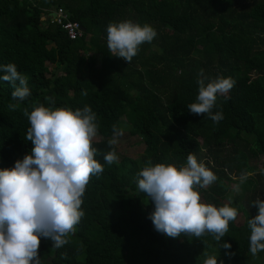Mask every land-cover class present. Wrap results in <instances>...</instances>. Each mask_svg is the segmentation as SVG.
<instances>
[{
	"label": "trees",
	"instance_id": "16d2710c",
	"mask_svg": "<svg viewBox=\"0 0 264 264\" xmlns=\"http://www.w3.org/2000/svg\"><path fill=\"white\" fill-rule=\"evenodd\" d=\"M57 8L79 24L80 38L70 41L58 26H41L43 11ZM124 20L157 32L130 63L107 47L108 24ZM9 63L26 77L31 96L13 100L14 87L0 80V170L31 154L25 108L88 105L99 126L92 147L104 170L86 186L85 215L69 243L57 249L40 238L42 264H203L213 256L217 264H264V251L240 257L250 245L248 220L258 214L253 202L264 200V164L252 165L264 158V0H0V65ZM201 69L235 81L234 95L217 96L212 112L223 113L219 122L187 108L196 102ZM113 125L144 147L138 160L120 156L115 171L104 160L116 153L108 144ZM189 153L202 156L217 176L209 195L221 198L229 183L238 186L227 204L243 222L230 221L220 241L157 232L149 218L154 204L138 189L137 173L149 160L181 167Z\"/></svg>",
	"mask_w": 264,
	"mask_h": 264
},
{
	"label": "clouds",
	"instance_id": "9594fccd",
	"mask_svg": "<svg viewBox=\"0 0 264 264\" xmlns=\"http://www.w3.org/2000/svg\"><path fill=\"white\" fill-rule=\"evenodd\" d=\"M157 32L149 24L132 20L109 23L107 47L111 55L130 63L139 46L152 42ZM0 80L9 82L14 90L13 100L25 101L31 96L28 81L14 63L0 65ZM18 82V84H17ZM196 102L188 110L196 115L207 114L214 122L223 119L222 112L213 114L217 96L227 94L235 81L230 77L210 78L201 69ZM87 95L86 92L83 93ZM50 99V98H49ZM54 103V101H53ZM15 110L16 104H9ZM30 127L25 139L31 141V154L17 160L11 169L0 170V264H42L39 256L41 237L50 239L54 248L69 243L68 237L85 215L81 208L83 195L91 177L103 172L94 156L97 150L92 141L98 134L96 113L90 106L50 108L43 104L29 112L24 109ZM109 146L118 143L123 134L112 127ZM108 164L118 160L115 151L104 155ZM240 182L247 179L240 176ZM217 176L203 162L189 153L185 166L158 163L151 160L137 173L138 189L154 204L150 214L157 232L176 238L181 234L197 238L211 234L220 241L235 221L238 210L229 204L216 207L201 202L196 187L207 188ZM258 214L248 220L251 229L250 252L256 256L264 251V200L253 202ZM225 249L230 243H223ZM66 257V254H64ZM203 264H217L216 257H208Z\"/></svg>",
	"mask_w": 264,
	"mask_h": 264
},
{
	"label": "rangeland",
	"instance_id": "374dc122",
	"mask_svg": "<svg viewBox=\"0 0 264 264\" xmlns=\"http://www.w3.org/2000/svg\"><path fill=\"white\" fill-rule=\"evenodd\" d=\"M236 85L234 84L233 88L225 94V96H232L235 94ZM122 135L118 139V143L115 145L116 148V155L118 156V159L120 156H125L130 159L138 160L139 157L143 153V145L140 141V139L136 136H129L125 131H122ZM254 145V143L252 144ZM250 152L252 156L258 157V152L255 149V147L250 148ZM200 156L197 158L198 162H203ZM204 159V158H203ZM257 170H260L262 164H264V158L260 157L252 162ZM111 168L115 171L116 168L113 164H111ZM229 189L224 197L221 198H215L208 194L206 188H203V191L200 193L201 196V202L206 204H213L216 207L223 206L224 204H227L233 200V198L238 194V186L232 183L228 184ZM243 222L242 216L238 215L237 219L235 220V224L238 226ZM250 250V245L244 246L240 250V257L243 260H246L248 256V252Z\"/></svg>",
	"mask_w": 264,
	"mask_h": 264
},
{
	"label": "built area",
	"instance_id": "2783aa9c",
	"mask_svg": "<svg viewBox=\"0 0 264 264\" xmlns=\"http://www.w3.org/2000/svg\"><path fill=\"white\" fill-rule=\"evenodd\" d=\"M41 26L52 24L58 26L68 40L74 41L81 37L83 31L77 22L69 21L67 14L61 9L44 10L40 16Z\"/></svg>",
	"mask_w": 264,
	"mask_h": 264
}]
</instances>
